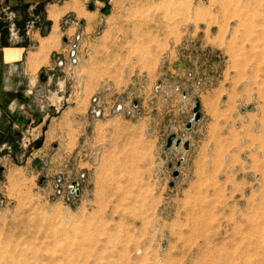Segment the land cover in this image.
<instances>
[{
	"label": "rangeland",
	"instance_id": "1",
	"mask_svg": "<svg viewBox=\"0 0 264 264\" xmlns=\"http://www.w3.org/2000/svg\"><path fill=\"white\" fill-rule=\"evenodd\" d=\"M95 1L0 16L52 78L0 144V264H264V0Z\"/></svg>",
	"mask_w": 264,
	"mask_h": 264
},
{
	"label": "crops",
	"instance_id": "2",
	"mask_svg": "<svg viewBox=\"0 0 264 264\" xmlns=\"http://www.w3.org/2000/svg\"><path fill=\"white\" fill-rule=\"evenodd\" d=\"M0 0V16L14 15L28 16L34 9L50 7L51 11L62 12L71 6V0ZM101 7H109L113 0H96ZM23 20L19 23L23 25ZM84 22H82L83 24ZM55 42V40H51ZM44 48L52 49V45ZM40 49L42 47H39ZM39 49V50H40ZM50 49V50H51ZM40 53V51H39ZM38 52L31 49L26 42H9L7 34L0 36V144L9 143L16 137H21L34 123V102L47 90L51 77L39 75L40 64L43 57L36 56ZM46 55V54H45ZM44 56V55H42ZM40 77L45 84L40 85ZM45 79V80H44ZM40 87V89H39ZM44 119H38V124H43Z\"/></svg>",
	"mask_w": 264,
	"mask_h": 264
},
{
	"label": "water",
	"instance_id": "3",
	"mask_svg": "<svg viewBox=\"0 0 264 264\" xmlns=\"http://www.w3.org/2000/svg\"><path fill=\"white\" fill-rule=\"evenodd\" d=\"M134 106L137 107L138 106V101L134 102ZM202 117L201 114V110H200V104L197 102L194 107H193V118L186 124V128L187 129H191L193 122H198L200 121ZM173 145H175L176 147H180L182 146L184 150L188 151L190 150V141L189 140H185L182 137H178L176 134H171L168 139H167V143H166V148H171ZM183 161V158H181L178 162H177V167H179L181 165V162ZM175 176H178V171L175 172L174 174ZM1 176V174H0ZM44 177L41 178L40 183H43L44 181ZM78 182L74 181L71 184V188L72 191L76 192V194H78Z\"/></svg>",
	"mask_w": 264,
	"mask_h": 264
}]
</instances>
